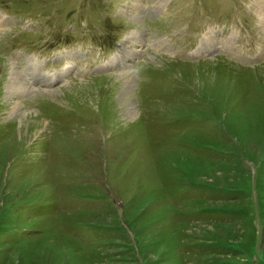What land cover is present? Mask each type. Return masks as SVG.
<instances>
[{"label": "rangeland", "instance_id": "1", "mask_svg": "<svg viewBox=\"0 0 264 264\" xmlns=\"http://www.w3.org/2000/svg\"><path fill=\"white\" fill-rule=\"evenodd\" d=\"M259 1L0 0V264H264Z\"/></svg>", "mask_w": 264, "mask_h": 264}, {"label": "bare ground", "instance_id": "2", "mask_svg": "<svg viewBox=\"0 0 264 264\" xmlns=\"http://www.w3.org/2000/svg\"><path fill=\"white\" fill-rule=\"evenodd\" d=\"M259 3L260 4H258V2H257V5L258 6H260V8L262 9V13H263V17H262V20H261V24L263 25V28H264V0H260L259 1ZM132 9V8H131ZM136 14V13H135ZM135 21H137V20H135ZM0 23H2V22H0ZM3 25V24H2ZM209 42H210V40H209ZM212 44V43H211ZM206 51V49H204V51L203 52H205ZM69 53V52H68ZM128 80V79H127ZM21 85H22V87L20 86L19 87V90L20 91H25V90H27V87L25 86V84L24 83H21ZM18 88V87H17ZM16 91V90H15ZM28 91V90H27ZM27 91H26V93H27ZM15 94H17V93H15Z\"/></svg>", "mask_w": 264, "mask_h": 264}]
</instances>
